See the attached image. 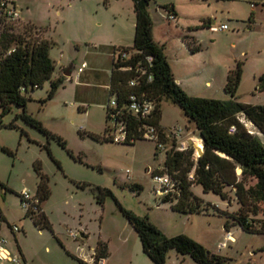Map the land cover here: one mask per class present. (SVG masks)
Masks as SVG:
<instances>
[{
    "label": "rangeland",
    "instance_id": "1",
    "mask_svg": "<svg viewBox=\"0 0 264 264\" xmlns=\"http://www.w3.org/2000/svg\"><path fill=\"white\" fill-rule=\"evenodd\" d=\"M8 1L16 5L21 15L15 31L28 22L42 28L38 37L51 42L49 55L56 64V73L58 66L71 63L78 69L82 63L86 65L79 81L75 74L65 79L52 99L45 103L42 100L47 97L49 81L29 92L31 99L25 113L39 121L53 138H47L18 117L23 112L21 107L13 105L2 116L0 234L9 251L19 258V264L24 262L17 246L27 264H78L66 252L90 255L99 243L108 249L107 264H153L143 253L136 232L117 203L137 216H147L164 236L183 234L209 252L228 258L227 264H264V234L245 232L233 225L227 216L239 207L233 189H225L227 200H223L194 185L191 190L204 208L200 212H176L172 209L175 200L163 201L152 174L163 167L166 151L170 148L169 138L165 137L166 144L161 150L148 140L121 144L90 136H102L112 125L107 117L105 86L113 50L132 46L133 1ZM169 2L175 6L177 20H167L163 5ZM263 2H150L148 10L154 21L155 38L166 43L165 55L176 78L186 86V94L205 99H229L222 86L228 70L240 62L242 75L236 100L264 106V91L256 90L257 77L264 73ZM251 14L255 17L253 27L249 21ZM208 17L215 25L226 24L229 29L212 32L203 28ZM182 30L194 36L199 45L191 42L184 45ZM12 122L13 127L7 126ZM160 127L168 135L170 130L180 129L183 140L197 137L181 109L167 100L161 104ZM260 139L264 144V138ZM35 162L40 163L41 172L48 178L50 195L43 209L53 233L39 230L20 205L22 190L35 193L38 181L33 169ZM83 184L87 186L81 188ZM96 186L109 189L115 200L106 198L103 203L98 202L95 191L91 190ZM226 223L229 231L224 228ZM12 226L22 231L13 235ZM227 232L232 236L230 241L225 239ZM0 264L12 263L0 261ZM166 264L196 263L188 255L170 250Z\"/></svg>",
    "mask_w": 264,
    "mask_h": 264
},
{
    "label": "trees",
    "instance_id": "2",
    "mask_svg": "<svg viewBox=\"0 0 264 264\" xmlns=\"http://www.w3.org/2000/svg\"><path fill=\"white\" fill-rule=\"evenodd\" d=\"M132 1L135 14L132 46L114 49L129 51L131 56L125 61H112L108 88V98H115V109L119 111L117 120L124 123L127 131V138L121 144H134L139 140H145L142 138L144 126L154 127L158 131L159 140L165 143V132L160 127L161 104L164 100L172 102L181 109L188 123L193 125L197 137L201 140L203 155L194 158L192 147L187 146L186 150L179 151L175 143H172L166 151L163 167L152 174V176L165 174L170 179L171 191L161 195L163 201L175 200L172 209L176 212H200L204 208L191 190L194 185H199L204 192H212L223 200H227L225 189L229 187L234 190L239 206L237 211L227 213L232 224L245 232L264 234V144L260 139V136L264 138V106H253L236 100L242 75L241 63L237 62L227 74L223 90L229 95V99L189 96L173 77L164 45L153 39V23L148 10L152 0ZM163 7L167 11V16L175 17L172 6ZM16 23L17 21L0 19V128L4 126L2 116L14 105L23 108L18 117L26 124L47 138H53L54 136L39 121L25 113V109L31 99L30 91L49 81L47 97L42 100L45 103L52 99L65 78L61 76L53 78L55 64L49 55L52 44L49 40L38 37V32H41L42 28L28 22L15 31ZM208 24V21H205L202 27L208 28ZM183 40L187 46L194 41L189 36H184ZM195 49L198 51L199 48ZM147 57L151 58L150 62L146 61ZM148 76H151L150 80ZM131 80L136 82L133 87L129 85ZM256 90L264 91V73L257 78ZM132 94L153 103V110L146 119H140L129 111V96ZM106 110L107 117L111 120L110 110L108 108ZM241 117L250 122L258 134L251 133L241 121ZM7 126L13 127L14 123ZM231 127L234 128L233 131H230ZM90 136L95 140L113 142L110 129L102 136L93 134ZM58 142L61 143L59 139ZM47 152L52 158L49 149ZM54 163L61 168L55 160ZM33 169L38 180L35 196L39 200V205L36 210L25 212L39 230L45 229L53 233L51 224L41 208V204L50 195L48 178L41 172L39 162L34 163ZM237 169H240L239 175ZM86 186L83 184L81 188ZM91 190L95 191L100 203L106 198L114 199L112 192L107 188L96 186ZM117 205L136 232L143 253L153 264H166L170 250L182 256L188 255L196 264H227L229 261L222 255L209 252L183 234L166 237L147 216H137L118 203ZM224 228L229 231V224L226 223ZM100 257L106 258V245L103 243H99L94 249L95 264ZM74 259L78 264H88L80 259Z\"/></svg>",
    "mask_w": 264,
    "mask_h": 264
},
{
    "label": "built area",
    "instance_id": "3",
    "mask_svg": "<svg viewBox=\"0 0 264 264\" xmlns=\"http://www.w3.org/2000/svg\"><path fill=\"white\" fill-rule=\"evenodd\" d=\"M264 4V2H263ZM0 19H6L8 21H18L21 19L20 11L16 7V5L13 2H9L8 0H0ZM167 20H175V17L173 15H168ZM209 30L212 32H224L228 30V26L226 24L221 25H210ZM10 53V51H8ZM131 56V52L125 51V50H117L113 51L112 53V61H125L128 60ZM147 62L151 61L150 57L146 58ZM129 68H123V70H128ZM145 73V72H142ZM151 79V76H148V80ZM136 82L135 80L129 81L130 86H135ZM116 107V101L115 98H108L106 103V108L110 110V118H111V127L110 129V137L114 143H122L127 138V131L125 128V125L122 121L117 120L119 111L115 109ZM128 109L133 114L137 115L140 119H146L153 110V103L144 98V97H138L135 94H132L129 96V104ZM244 123V122H243ZM245 124V123H244ZM246 126V125H245ZM234 128L231 127L230 131H233ZM251 133H254L253 130L248 129ZM182 131L180 129H174L169 131V135L165 133V137L170 139V146L174 142L176 145V149L179 151H184L187 149V142L188 140H191L195 145L197 141L201 143V140L197 137H192L187 140H183V136H181ZM142 138L151 142H154L157 149L163 150V145L166 144V142H162L159 140L158 131L152 127V126H144L142 131ZM197 146L201 147L202 144H198ZM194 153L193 157L197 158L199 157L197 154V151L193 148ZM128 173V171H127ZM153 180L157 183L158 189L157 192L160 195H164L171 191V183L170 179L167 175H153ZM20 205L22 209L25 211L30 210H36L37 205H39V200L34 194H30L28 190L24 189L20 193ZM11 230L13 233H19L20 228L17 226H12ZM72 237H76L75 233H71ZM225 239L227 241H230L232 239V236L229 232H227ZM0 261H8L12 264H18L19 258L17 256H13L10 254L9 250L6 247V242L2 238L0 239ZM90 264H95L94 259H92ZM96 264H106V260L103 257H100L96 260Z\"/></svg>",
    "mask_w": 264,
    "mask_h": 264
},
{
    "label": "crops",
    "instance_id": "4",
    "mask_svg": "<svg viewBox=\"0 0 264 264\" xmlns=\"http://www.w3.org/2000/svg\"><path fill=\"white\" fill-rule=\"evenodd\" d=\"M171 1V0H170ZM173 2H174V0H173ZM167 5H170V6H172V11H173V13H174V15H175V18H176V20L178 19V13H177V11H176V9H175V6L171 3V2H169V4H167ZM151 18H152V16H151ZM254 19H255V17H252L251 19H249V21L251 22L250 24H251V27H253L252 25L254 24ZM200 21H204V20H202V19H199ZM205 21H208V26H210V25H213V24H215V22H214V20H211L209 17L207 18V20H205ZM152 34H153V39L157 42V43H159V44H162V45H164V52H165V47H166V43H162V42H160L159 40H157L156 38H155V35H154V21H153V18H152ZM134 27H135V21H134ZM228 29H229V27H228ZM183 31V30H182ZM185 32L183 31L182 32V34H181V37H184V36H189V37H192L193 38V44H198L199 45V42H198V40L194 37V36H192V35H186V34H184ZM182 43L184 44V45H186L185 44V42H184V40H182ZM114 51V50H113ZM113 53V52H112ZM166 58H167V56H166ZM168 61V60H167ZM169 63V62H168ZM110 65L112 66V55H111V58H110ZM170 65V64H169ZM111 66H110V70H109V79H108V84L105 86V90H106V92L108 93V88H109V82H110V74H111ZM55 67H56V64H55ZM58 68V73H56L57 71L55 70L54 71V73H53V78H56V77H59V76H61V77H64L65 79H68V78H70L71 79V77L75 74V78H76V80H80L82 77H83V74H84V72H85V68H86V65H85V63H82L79 67H78V69H75V66H74V64H68L67 66H58L57 67ZM170 68H171V71H172V74H173V77H174V79H175V81H176V83L187 93V88H186V86H183V84H182V80L181 79H179V78H176V76H175V74H174V72H173V69H172V67H171V65H170ZM230 70H228V72H229ZM67 72H68V74H67ZM228 72L226 73V77H227V74H228ZM56 74V75H55ZM261 75V74H260ZM226 77H225V83H226ZM258 78V77H257ZM225 83L223 84V86L222 87H224V85H225ZM257 83V82H256ZM210 85V82H207V85ZM241 121L242 122H244L245 123V125H246V127H247V129H250V130H253L254 131V133H257L256 132V130L255 129H253L254 127H253V125L250 123V122H247L243 117L241 118ZM258 134V133H257ZM259 136H260V134H259ZM261 138V137H260ZM237 174L239 175L240 174V169H237ZM36 189V188H35ZM43 204L44 203H42V209L44 208L43 207ZM43 211H44V209H43ZM44 213H45V211H44ZM46 214V213H45ZM20 231H22V229L20 228ZM10 232L14 235V233L12 232V230H11V228H10ZM82 237H84L85 238V236L84 235H82ZM3 238V236L0 234V239H2ZM58 241V240H57ZM7 247V246H6ZM8 249V248H7ZM17 249H18V251H19V255H20V257L22 258V260H23V262H24V264H27V261H26V257H25V255L23 254V252H22V250L20 249V247H18L17 246ZM95 249V248H94ZM94 249L92 250V253L90 254V255H85V254H80V255H76V254H73V253H69L68 251L66 252L67 253V256H69L71 259H73L74 261H76L74 258H77V259H80V260H82V261H84V262H86V263H88V264H90L91 263V261H92V259H93V256H94ZM9 250V249H8ZM10 252V254L11 255H13V256H16V254L15 253H12L11 251H9ZM108 257H109V253H108V249H107V247H106V258H105V260H106V264H107V259H108ZM6 262H8V261H6ZM8 263H10V262H8ZM19 264V263H18Z\"/></svg>",
    "mask_w": 264,
    "mask_h": 264
},
{
    "label": "water",
    "instance_id": "5",
    "mask_svg": "<svg viewBox=\"0 0 264 264\" xmlns=\"http://www.w3.org/2000/svg\"><path fill=\"white\" fill-rule=\"evenodd\" d=\"M67 74H68V72H67ZM187 144L189 147H192L197 151V154L199 157L203 155V146L199 147V146L195 145L191 140H188Z\"/></svg>",
    "mask_w": 264,
    "mask_h": 264
},
{
    "label": "bare ground",
    "instance_id": "6",
    "mask_svg": "<svg viewBox=\"0 0 264 264\" xmlns=\"http://www.w3.org/2000/svg\"><path fill=\"white\" fill-rule=\"evenodd\" d=\"M198 145V144H197Z\"/></svg>",
    "mask_w": 264,
    "mask_h": 264
}]
</instances>
